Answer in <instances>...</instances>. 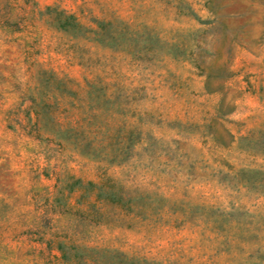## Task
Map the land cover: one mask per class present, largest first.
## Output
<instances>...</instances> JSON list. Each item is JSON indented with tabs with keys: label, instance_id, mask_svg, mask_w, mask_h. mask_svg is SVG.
I'll list each match as a JSON object with an SVG mask.
<instances>
[{
	"label": "rangeland",
	"instance_id": "1",
	"mask_svg": "<svg viewBox=\"0 0 264 264\" xmlns=\"http://www.w3.org/2000/svg\"><path fill=\"white\" fill-rule=\"evenodd\" d=\"M56 78L98 95L76 131L28 119ZM100 176L138 214L54 213L59 188ZM125 258L264 264V0H0V264Z\"/></svg>",
	"mask_w": 264,
	"mask_h": 264
},
{
	"label": "trees",
	"instance_id": "2",
	"mask_svg": "<svg viewBox=\"0 0 264 264\" xmlns=\"http://www.w3.org/2000/svg\"><path fill=\"white\" fill-rule=\"evenodd\" d=\"M55 22L56 27L64 31L77 30L80 28V23L77 21L74 14H65L62 17H57ZM92 22L96 25V30L92 31V33L95 34L98 33L97 30H101L105 26L111 24L112 19L106 21L93 19ZM113 22H115V20H113ZM116 23L120 27L123 26L121 20ZM66 83H70V85L73 84L71 80L66 78L55 79L54 87L48 89L49 91H56L57 95L55 96L49 97V95H46L47 93L40 91L38 95H31L28 97L29 105L27 106V111L31 114L28 119L30 120L32 118V121H35L36 125L38 124V121H71L69 127L71 131L78 130L80 128L78 126H80V123L83 120H89L90 116L88 114L84 115L83 107L89 102L93 103V101L97 99H94V97H98L97 94L93 95V93H91V82H88L85 85L86 88H88L85 91L86 98L78 101H74L75 91L70 89ZM43 94L46 95L45 100L40 97L43 96ZM64 97L71 99V101L66 103V106L60 103V100ZM46 100H50V102L48 103ZM96 103L99 104V101L96 100ZM91 109L94 108L91 107ZM54 124L58 126L61 123L54 122ZM133 131L134 126L129 125L126 129V144L134 141V139L132 140L130 137ZM89 144L90 141L87 140L80 146L86 148ZM56 193L58 196H54L50 201V205L53 204V207H55L54 213L76 214V217L79 219H87L94 223L105 222L109 212L120 215L138 214V211H136L138 202L133 199L134 197H132V195L126 194L123 188L120 185L115 184L114 180L108 176H100L95 181H81L80 179H74L71 183L65 184L59 188ZM66 198H72L71 203L66 202ZM52 234L53 236L55 235L54 231ZM45 243L48 246L52 243L54 248L60 252L62 259L67 258L64 249L66 246L65 242L50 237L45 239ZM132 262L133 258H125L124 264H132ZM96 264L98 263L96 262Z\"/></svg>",
	"mask_w": 264,
	"mask_h": 264
}]
</instances>
